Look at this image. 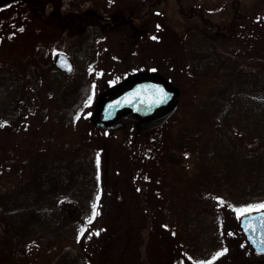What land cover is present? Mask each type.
<instances>
[{
	"label": "rangeland",
	"instance_id": "rangeland-1",
	"mask_svg": "<svg viewBox=\"0 0 264 264\" xmlns=\"http://www.w3.org/2000/svg\"><path fill=\"white\" fill-rule=\"evenodd\" d=\"M34 1L49 0L0 7V182L23 201L36 181L38 192L49 191L58 216L46 235L58 234L62 241L48 252L41 245L26 251L27 264H264V253L252 251L238 226L236 206L221 204L238 194L241 180L206 166L198 137H185L195 109L231 80L236 88L264 92V0H56L55 14L68 5L59 24L41 20L44 11ZM53 42L66 46L71 72L58 69L65 74L56 77L45 70L41 81L34 74L30 83L16 77L39 44ZM223 52L257 65L248 74L218 76L229 66ZM56 53L49 49L39 59L54 64ZM134 70H156L175 85L176 111L145 132L133 119L115 129L95 128L90 116L99 92ZM80 94L87 98L84 111L62 135L60 112L44 109L43 102L59 108ZM174 126L175 132L168 131ZM181 134L191 148H181ZM158 135L172 138L171 150L158 163L138 157L139 144H153ZM69 139L70 151H64ZM240 140L251 147L247 134ZM79 144L93 151L95 164H78ZM32 153H38L36 160L19 166ZM12 157L19 160L9 169L2 161ZM139 166V178L132 179ZM210 175L219 194H188ZM206 221L208 232L201 230ZM210 232L215 240L208 242Z\"/></svg>",
	"mask_w": 264,
	"mask_h": 264
},
{
	"label": "trees",
	"instance_id": "trees-1",
	"mask_svg": "<svg viewBox=\"0 0 264 264\" xmlns=\"http://www.w3.org/2000/svg\"><path fill=\"white\" fill-rule=\"evenodd\" d=\"M32 4L37 6V10L44 11L43 14L40 12L39 18L41 20L46 21L48 18H51L58 24L64 20L68 6L66 3L62 4L59 15L55 14L56 0H49L45 4L34 1ZM49 49L52 52L57 51V53L67 52L66 46L59 47L58 42L50 43L49 46L39 44L33 54L34 56H29V65L24 73L21 74L17 71L16 77L25 79L30 83L28 80L29 77L35 74L40 80V74L45 70L53 71L54 73L52 72V74L56 77L58 75H64L65 73L59 71L47 59H42V61L39 59ZM222 54L225 61L229 63V66L222 67L216 75H223L227 79L232 77L236 72L248 74L249 70L257 65L256 62L253 64L242 62L233 53L223 52ZM56 71L59 73H56ZM234 84L235 81L231 80V83L225 89L222 88L217 93H209L210 100L214 97L213 100L211 103L209 100L206 104L200 105L195 109L196 111L193 113L195 124L192 127L186 128L185 137H198L202 147H204L206 166H209V168L211 166L213 169L219 168V170L221 169L226 174L241 180L242 183L240 184L242 185H237L240 186L237 187L238 194H233L234 196L231 197L232 200L228 198L221 199V204H225L224 206L228 204L229 209L236 206L238 214H242L248 210L260 209L259 206L264 204V92H261L259 89L236 88ZM43 103L44 109L50 107V109L60 112L62 116V118H59L60 124L62 123V131L60 134L66 135L75 126L77 115L83 113L87 98L81 94L77 95L65 103H58L59 108L52 101L48 102L47 105L45 101ZM49 103L52 106L48 105ZM207 103L209 104L207 105ZM231 112L236 114V118L232 116ZM137 125V128L144 132L150 130L139 124ZM176 128L174 126L168 131L175 132ZM177 133L179 135V130ZM241 133L247 134L248 138L251 139L250 148H246L242 144L240 140ZM159 137V135L154 137L153 144L144 143L145 140L140 143L138 146V157H154L158 163V159L163 158L164 156L162 155L169 152L173 146L172 138L168 139V137H164L161 140ZM180 137L181 140L178 143L181 144V148L189 149L192 147L184 140L182 141V134ZM69 142L70 139L66 143L64 151L67 149L70 151L69 146H71L73 141ZM153 147H156L158 151L157 155ZM75 153L80 155L78 160L80 166H83L82 161H90L94 164L96 162L95 154L84 144H79L75 149ZM37 154L32 153L31 158L24 163H20L19 166L25 167L27 163L34 162ZM18 160V158L12 157L2 162L9 169H14L18 164ZM140 174L141 168L139 166L138 169H134L132 179L134 177L138 179ZM30 178L32 179L31 182H33L34 178L32 174ZM36 182L35 184L37 185L34 184V191L24 201L19 196H16L10 187L3 186L0 182V264H27L29 263V258L26 251L28 252L34 246L41 245L43 252H48L53 248L59 247L62 241V238L58 234L46 235L47 228H49L58 216V207L56 206V201L50 198L49 191L38 192L39 185ZM162 186L164 188L163 191L166 192V185L162 183ZM198 186L200 189L196 187L191 188L188 194L193 196L198 191V194H201L200 190L202 189L204 192L215 193L214 195L220 193V189L217 187V181L211 175L206 176L205 180H201ZM167 189L169 191V186ZM210 223L206 221L202 225L201 230L208 232ZM235 223L237 225V222ZM206 239L208 242L214 241L213 233H206ZM60 248L66 250L67 246ZM227 252V248H222V254H227ZM248 263V261L244 262V264Z\"/></svg>",
	"mask_w": 264,
	"mask_h": 264
},
{
	"label": "water",
	"instance_id": "water-1",
	"mask_svg": "<svg viewBox=\"0 0 264 264\" xmlns=\"http://www.w3.org/2000/svg\"><path fill=\"white\" fill-rule=\"evenodd\" d=\"M15 0H0V7ZM55 66L69 73L74 65L64 53H58ZM157 90H163L162 94ZM179 89L156 70H134L99 92L90 122L100 129L118 128L124 119H133L147 129L164 123L176 111ZM238 226L254 253H264V208L248 210Z\"/></svg>",
	"mask_w": 264,
	"mask_h": 264
},
{
	"label": "snow or ice",
	"instance_id": "snow-or-ice-1",
	"mask_svg": "<svg viewBox=\"0 0 264 264\" xmlns=\"http://www.w3.org/2000/svg\"><path fill=\"white\" fill-rule=\"evenodd\" d=\"M157 91H158V93H161V94H162V91H163V90H157ZM259 207H260V208H264V204H261Z\"/></svg>",
	"mask_w": 264,
	"mask_h": 264
},
{
	"label": "flooded vegetation",
	"instance_id": "flooded-vegetation-1",
	"mask_svg": "<svg viewBox=\"0 0 264 264\" xmlns=\"http://www.w3.org/2000/svg\"><path fill=\"white\" fill-rule=\"evenodd\" d=\"M71 59V58H70ZM71 61H72V59H71ZM73 62V61H72Z\"/></svg>",
	"mask_w": 264,
	"mask_h": 264
}]
</instances>
